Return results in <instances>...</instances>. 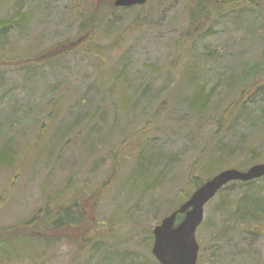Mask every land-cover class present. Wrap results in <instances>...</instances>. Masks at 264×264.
Returning <instances> with one entry per match:
<instances>
[{
  "label": "rangeland",
  "instance_id": "rangeland-1",
  "mask_svg": "<svg viewBox=\"0 0 264 264\" xmlns=\"http://www.w3.org/2000/svg\"><path fill=\"white\" fill-rule=\"evenodd\" d=\"M115 1L0 0V26L12 22L0 29V152L10 159L0 161V228L49 205L82 212L48 233L52 250L0 264H159L153 231L194 192L192 176L264 163V0H235L238 11L224 7L195 33L191 0ZM93 3L115 10L76 43ZM257 142L252 164L243 155ZM246 190L234 184L206 205L197 264H264V213L252 222L264 179L255 199Z\"/></svg>",
  "mask_w": 264,
  "mask_h": 264
},
{
  "label": "trees",
  "instance_id": "trees-1",
  "mask_svg": "<svg viewBox=\"0 0 264 264\" xmlns=\"http://www.w3.org/2000/svg\"><path fill=\"white\" fill-rule=\"evenodd\" d=\"M236 3L237 2L235 0H191L188 6V19H189L190 28H192L193 31L192 33H195V31L199 32L203 30V28L212 21L214 15L220 13L222 9H224V7L226 6L229 9H231L230 11H234V12L238 11V5ZM112 8L110 7V9H108L102 6L99 7L97 6V4L94 3L93 5H89L87 15L81 17L82 22L79 26V34L75 38V42L76 43L78 42L79 44L83 43L87 38L86 33L89 30H91L92 36H94L96 32H99L103 27L104 20L108 15V13H111L115 10V8H113V10ZM139 9L141 10L143 8L141 7ZM22 21L23 18H21L19 23L21 24ZM10 23L6 22L5 24H2V26H0V29H5L6 27H10L9 26ZM25 61L26 63L38 64V61L35 60L34 58L26 59ZM6 62L7 61L0 60V67L7 65ZM202 93H203V88H201L200 91H197L192 98V107L194 108L193 110L195 114L198 116L199 121L202 119L205 107L206 105H208L206 103L209 99L208 98L209 95L206 98H203ZM239 106L241 107L239 102L238 104L233 103L231 107L234 108H232L231 111L229 112L236 111L237 107ZM54 113L55 112L53 111L50 114L49 116L50 120L52 119ZM226 125L227 122H225V119L223 118L219 122V128L217 134L221 135L226 129L225 128ZM261 134L264 135V128L261 130ZM258 145L259 142L253 143L251 145V148H248V150H246L247 153L243 155L244 158L248 157L251 163L255 160V157L257 156ZM9 160L10 159L8 157L7 152H4L2 150L0 152V161L2 162V164L8 165ZM256 182H258V180L249 183H240V182L232 183L226 186L225 188H223L218 194L230 188L234 184H238L241 187L250 189L249 191L248 190L245 191L244 197L245 199L249 198L253 200L249 196V194L251 193V188ZM203 184L204 182L197 177L192 176L189 179V186L193 188L194 191L199 189ZM191 195L186 194L183 200L186 202ZM252 196L255 199V196L254 195ZM83 199H85L84 195H82L81 197V200ZM253 201L255 202L256 211L253 212L254 214L252 216L253 219L252 222L253 221L259 222V220L257 219V214L260 213V211L264 213V201L262 200L261 201L253 200ZM50 208H52L50 205L46 206L45 210L40 211L39 215L31 219L30 222L21 223L13 227L0 228V256L3 258L5 257L10 258L9 256L22 254L23 257L30 258L31 256H34L33 252L35 248H39L42 253H46L47 251L52 250L51 247L55 244V241L47 236L49 235L48 233L56 232L63 227L72 226L81 221L82 212L80 210L79 204H77L76 202H74L71 207L62 206L57 210L53 209V211L50 210ZM177 208L169 211L168 212L169 215L173 213L175 210H177ZM181 220L182 217H179L178 221ZM32 227L34 228V231H29V229H32Z\"/></svg>",
  "mask_w": 264,
  "mask_h": 264
},
{
  "label": "water",
  "instance_id": "water-1",
  "mask_svg": "<svg viewBox=\"0 0 264 264\" xmlns=\"http://www.w3.org/2000/svg\"><path fill=\"white\" fill-rule=\"evenodd\" d=\"M149 0H116L114 7L127 9L145 6ZM264 178V163L246 171L224 170L193 192L187 202L164 218L154 229L152 255L159 264H197L199 245L196 232L204 220L205 207L232 183H249ZM182 216L181 222L178 217Z\"/></svg>",
  "mask_w": 264,
  "mask_h": 264
}]
</instances>
